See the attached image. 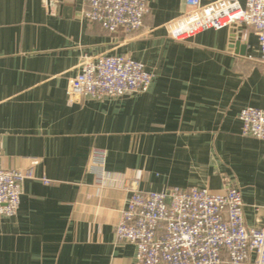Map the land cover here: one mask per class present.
Segmentation results:
<instances>
[{"label": "crops", "instance_id": "1", "mask_svg": "<svg viewBox=\"0 0 264 264\" xmlns=\"http://www.w3.org/2000/svg\"><path fill=\"white\" fill-rule=\"evenodd\" d=\"M145 1L138 32L108 33L83 17L85 0H0V167L32 173L17 214L0 219V264H136L114 234L134 182L143 192L234 186L246 226L264 224V141L243 136L239 120L264 110L256 37L223 28L176 41L164 24L184 0ZM100 55L141 62L148 90L68 103L81 59ZM94 150L109 180L89 171Z\"/></svg>", "mask_w": 264, "mask_h": 264}, {"label": "built area", "instance_id": "2", "mask_svg": "<svg viewBox=\"0 0 264 264\" xmlns=\"http://www.w3.org/2000/svg\"><path fill=\"white\" fill-rule=\"evenodd\" d=\"M83 17L108 33L138 32L148 14L145 0H85ZM187 10L164 24L168 37L185 42L198 33L228 28L253 32L259 62L264 66V0H184ZM245 37V33H244ZM153 74L138 61L124 56L84 57L69 80L66 101L118 99L148 90ZM241 134L264 141V110L244 108L239 113ZM106 153L90 154L89 171L100 180ZM32 173L0 167V219L14 217L22 187ZM44 182H47L44 180ZM128 187L125 208L114 227L115 237L135 247L136 264H264V224L247 227L238 188L222 192L206 188H172L143 192Z\"/></svg>", "mask_w": 264, "mask_h": 264}]
</instances>
